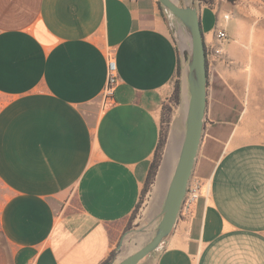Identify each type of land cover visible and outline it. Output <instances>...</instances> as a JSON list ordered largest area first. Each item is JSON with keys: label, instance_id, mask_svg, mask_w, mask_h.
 I'll list each match as a JSON object with an SVG mask.
<instances>
[{"label": "crops", "instance_id": "obj_1", "mask_svg": "<svg viewBox=\"0 0 264 264\" xmlns=\"http://www.w3.org/2000/svg\"><path fill=\"white\" fill-rule=\"evenodd\" d=\"M208 10L217 15L201 8L208 96L193 173L211 191L140 264H264V143L241 131L236 47L216 37L217 22L231 27ZM109 57L119 83L104 103ZM179 80L184 95L158 0H0V231L13 264L111 261Z\"/></svg>", "mask_w": 264, "mask_h": 264}, {"label": "rangeland", "instance_id": "obj_2", "mask_svg": "<svg viewBox=\"0 0 264 264\" xmlns=\"http://www.w3.org/2000/svg\"><path fill=\"white\" fill-rule=\"evenodd\" d=\"M179 2L181 5L192 2L201 8L213 9L217 15H213L210 10H208V14L212 16L214 22L219 16L223 19L224 14H230L228 25L231 27V32H228V40L224 43H231L233 47H236L237 58L235 57V59L237 61L233 67L237 77L233 81L236 82V88L239 89L243 101V108L239 114L241 131L246 139L264 143V0H179ZM170 18L174 23L175 38L179 49H182V43L183 47L187 48L189 44L185 28L177 18L173 16ZM182 73L181 69V76ZM185 97L187 96L185 95ZM3 101L0 96V108ZM187 103V98L181 99L179 105H176L172 98L167 103V106L171 108L170 120L164 123L165 139L160 149L155 176L147 186L145 183L146 190L142 193L133 215L119 227L120 238L114 254L117 259L139 249L149 241L147 237L151 238L156 231L161 217L163 200L176 164L165 176L163 181L165 187L163 193L158 197H156V186L166 161L176 117H178V121L180 118V136L183 141ZM6 195V189L0 183V209ZM159 204L160 209L158 213L154 214L153 210L157 212ZM119 247L120 251H118ZM0 264H13V248L5 240L1 231Z\"/></svg>", "mask_w": 264, "mask_h": 264}, {"label": "water", "instance_id": "obj_3", "mask_svg": "<svg viewBox=\"0 0 264 264\" xmlns=\"http://www.w3.org/2000/svg\"><path fill=\"white\" fill-rule=\"evenodd\" d=\"M158 1L169 16L177 18L182 23L190 38L188 47L179 49L183 71L182 78L184 87L185 84L187 87L184 90V95L181 93V99H188L185 134L180 146L178 160L163 200L161 217L154 235L139 249L120 259L113 256L107 264H140L157 251L166 238L171 235L179 218L182 202L186 195L190 178L193 175L195 162L202 143L207 110L208 72L204 36L201 27V7L192 2L181 5L179 0ZM118 251H120V247Z\"/></svg>", "mask_w": 264, "mask_h": 264}, {"label": "built area", "instance_id": "obj_4", "mask_svg": "<svg viewBox=\"0 0 264 264\" xmlns=\"http://www.w3.org/2000/svg\"><path fill=\"white\" fill-rule=\"evenodd\" d=\"M229 20L230 14H224L223 21L228 23ZM216 37L221 43L228 40L227 31L221 24H219V22H217ZM216 53H220V51L217 50ZM118 83L119 76L117 64L112 57H109L107 85L102 94L104 103L113 100L114 90ZM210 191L211 188L209 189V182L193 173L188 183L187 192L182 202L179 217L183 219H191L195 214L196 206L200 198L208 196Z\"/></svg>", "mask_w": 264, "mask_h": 264}, {"label": "bare ground", "instance_id": "obj_5", "mask_svg": "<svg viewBox=\"0 0 264 264\" xmlns=\"http://www.w3.org/2000/svg\"><path fill=\"white\" fill-rule=\"evenodd\" d=\"M187 41L189 44L190 38L188 34H187ZM179 121H180V118H179ZM179 121H178V117H176L173 123L171 139H170V143H169V147L167 151L166 161L161 171V177L166 176L171 170V167H174L178 160L179 150H180V146L182 143V137L180 136L181 129H180ZM162 188H163V184L161 182L158 183L156 186V197H158ZM147 238L150 239V237H147Z\"/></svg>", "mask_w": 264, "mask_h": 264}, {"label": "trees", "instance_id": "obj_6", "mask_svg": "<svg viewBox=\"0 0 264 264\" xmlns=\"http://www.w3.org/2000/svg\"><path fill=\"white\" fill-rule=\"evenodd\" d=\"M182 48H184V47L182 46ZM181 69H182V65H181V59L179 57V78L181 77ZM172 99H173V101H174V103L176 105H179L180 102H181V84H180V80L177 82V85H176V88H175V92H174V94L172 96ZM170 111H171V108L169 106H167V105L163 109L162 130H161L160 142H159V145H158V148H157V151H156L155 159H154V161H153V163L151 165V168L149 170V173H148V177H147V180H146V186L150 183V181L155 176L156 168H157V165H158V158H159L160 149H161V147L163 145V142H164V139H165L164 123L169 122V120H170L169 112ZM146 186L143 189V193L146 190ZM120 225L121 224H119V226H117V227H120ZM114 254H115V252L112 253V255L109 258V260L114 256Z\"/></svg>", "mask_w": 264, "mask_h": 264}]
</instances>
